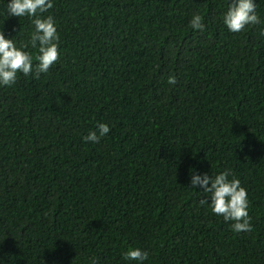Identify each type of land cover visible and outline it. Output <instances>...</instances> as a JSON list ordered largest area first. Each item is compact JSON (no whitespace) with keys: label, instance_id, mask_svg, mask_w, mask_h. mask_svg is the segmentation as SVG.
<instances>
[{"label":"trees","instance_id":"16d2710c","mask_svg":"<svg viewBox=\"0 0 264 264\" xmlns=\"http://www.w3.org/2000/svg\"><path fill=\"white\" fill-rule=\"evenodd\" d=\"M9 2L0 30L35 70L32 18ZM230 2L52 0L58 61L0 85V264H141L130 248L142 264H264V0L237 33ZM99 123L109 133L85 142ZM225 170L251 231L191 185Z\"/></svg>","mask_w":264,"mask_h":264},{"label":"clouds","instance_id":"9594fccd","mask_svg":"<svg viewBox=\"0 0 264 264\" xmlns=\"http://www.w3.org/2000/svg\"><path fill=\"white\" fill-rule=\"evenodd\" d=\"M255 0H231L227 12L223 15V23L228 30L237 33L241 32L248 25L260 24V18L256 13ZM53 8L52 0H10L7 4V16L32 18L34 31L31 33L30 45L38 50L35 60L38 63L33 65V55L25 49L28 44L21 43L19 47L13 39H6L4 32L0 30V85L11 86L17 80L18 73L25 76L33 74L39 79L41 73H47L59 59V34L51 15L43 14ZM194 30L203 32L205 25L200 14H194L190 21ZM168 83L175 85V76L168 77ZM110 128L105 123H99L95 131L89 132L83 139L85 142L98 143L102 137L108 134ZM230 170L209 176L204 174H193L191 185L193 188L199 186L203 194L210 198L201 200V203H210L212 212L222 216L225 221L232 222L233 231H251L249 217V203L247 190L241 186L237 178L229 179ZM126 260L142 262L148 259V253L139 248H130L123 253ZM92 264H96L95 259Z\"/></svg>","mask_w":264,"mask_h":264}]
</instances>
